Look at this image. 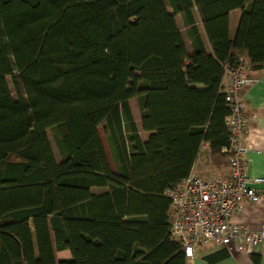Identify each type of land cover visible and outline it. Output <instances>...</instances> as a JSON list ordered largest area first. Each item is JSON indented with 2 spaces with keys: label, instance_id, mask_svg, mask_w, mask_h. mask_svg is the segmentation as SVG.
I'll return each mask as SVG.
<instances>
[{
  "label": "trees",
  "instance_id": "1",
  "mask_svg": "<svg viewBox=\"0 0 264 264\" xmlns=\"http://www.w3.org/2000/svg\"><path fill=\"white\" fill-rule=\"evenodd\" d=\"M240 57L264 67V0H0V264H187L167 192L205 145L229 167L222 80Z\"/></svg>",
  "mask_w": 264,
  "mask_h": 264
},
{
  "label": "built area",
  "instance_id": "2",
  "mask_svg": "<svg viewBox=\"0 0 264 264\" xmlns=\"http://www.w3.org/2000/svg\"><path fill=\"white\" fill-rule=\"evenodd\" d=\"M251 61L240 57L227 67L222 80L230 116L227 128L230 144L222 153L228 156L227 175L203 178L195 173L167 192L171 201V236L181 244L187 259L196 250L213 246L230 252L251 249L264 242V223L258 231L232 222L245 204L259 206L264 213V178L251 177L246 169V135L255 115L247 111L245 89L258 83L249 76Z\"/></svg>",
  "mask_w": 264,
  "mask_h": 264
},
{
  "label": "crops",
  "instance_id": "3",
  "mask_svg": "<svg viewBox=\"0 0 264 264\" xmlns=\"http://www.w3.org/2000/svg\"><path fill=\"white\" fill-rule=\"evenodd\" d=\"M193 16L196 21V27L204 42L206 50L209 54H212L211 44L208 40V37L201 21V17L197 10L193 11ZM241 16V10H235L230 15L231 39H234L236 36ZM177 22L184 36L188 51L190 54H193V43L189 35V29L191 28V26L187 27L185 25L181 15L177 16ZM249 76L258 79V83L253 86L247 87L245 89L244 94V100L247 107V111L255 115V120L253 121V123H251L246 135V144L248 148L246 154V169L249 176L264 178V67L262 69H253L251 67ZM134 101L136 104H138L137 100L133 99L130 101L131 107V103H133ZM134 114L135 113L133 112V115ZM134 118L136 121V116ZM136 124L139 130L140 125L137 122ZM141 126L144 133H141L140 136L144 142H147L150 139L152 133L144 131L142 120ZM203 149L207 151L205 160L200 163V159L198 157L192 172L206 179L220 175H227L229 173V167L221 169L212 167L210 158V148L208 145H205L201 149V153ZM108 159L112 170L116 171L117 168L113 158V162L110 161L109 157ZM262 188L264 189V186ZM232 222L247 227L252 231H258L264 223L263 209L259 206L245 204L241 212L234 215V217L232 218ZM217 251H220V249L213 246L200 247L196 250V256L194 259H187V264H208L204 260V258L214 254ZM56 258L58 261L62 259H69L71 258V253L69 251L57 252ZM257 262L258 264H264V242L259 246L251 249L233 248L230 250V257L217 264H257Z\"/></svg>",
  "mask_w": 264,
  "mask_h": 264
},
{
  "label": "rangeland",
  "instance_id": "4",
  "mask_svg": "<svg viewBox=\"0 0 264 264\" xmlns=\"http://www.w3.org/2000/svg\"><path fill=\"white\" fill-rule=\"evenodd\" d=\"M131 104H132V107H131V108H132V112L135 113V114H134V117L136 116V122L139 123V125H140V128H139L140 134H141V133L143 134L144 132H143V130H142V126H141L142 114H141V112H140L139 106H138V104L135 103V101H134L133 103H131ZM130 106H131V105H130ZM99 131H100V134H101V137H102L103 143H104V145H105V148H106V152H107V154H108V157L110 158V161L113 162V161H112V154H111V151H110V148H109V145H108V142H107L106 136H105V134H104L103 128L101 127V128L99 129ZM49 136H50V139H51V143H52V145H53V148H54V150H55V152H56L57 159H58L59 162H61V161H62V157H61V155L59 154V151H58V149H57V147H56V144H55V141H54V137H53L51 131H49ZM206 155H207V151L203 149L201 155L199 156L200 163H202V162L205 160ZM95 191H96V192H102L103 190H102V189H97V190H95ZM190 264H192V263H190Z\"/></svg>",
  "mask_w": 264,
  "mask_h": 264
}]
</instances>
